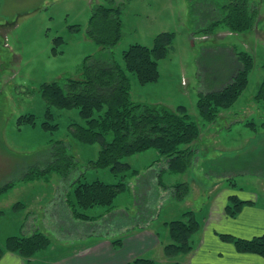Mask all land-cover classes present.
Wrapping results in <instances>:
<instances>
[{
  "label": "rangeland",
  "instance_id": "1",
  "mask_svg": "<svg viewBox=\"0 0 264 264\" xmlns=\"http://www.w3.org/2000/svg\"><path fill=\"white\" fill-rule=\"evenodd\" d=\"M228 1L0 0V186L16 180L13 188L0 195V244L10 235L31 234L38 227L50 237L49 247L54 249L43 252L42 259L46 260L65 248L70 232H80L70 239L72 249L93 234L123 229L133 220L140 226L145 216H154L153 210H157L154 225L161 229L168 227L162 222L184 219L190 210L203 220L211 203L206 199L234 187L229 177L238 193L257 196L258 205L264 203V100L257 98L264 80V0H250L255 12L250 30L233 32L224 23L209 30L207 24L214 13L221 12ZM100 4L121 8L123 36L114 46L105 47L87 34L90 17ZM72 25L80 29H72ZM164 31L174 32L175 39L168 55L159 62L160 77L157 82L143 84L136 73L127 70L124 52L136 43L152 46L155 36ZM59 36L62 43L55 41ZM54 47L60 52L54 54ZM241 51L254 58L247 88L214 121L204 119L197 105L200 93L222 89L232 79L240 66ZM88 55L114 56L127 70L136 104L172 111L179 105L187 107L200 128V136L193 143L195 155L185 174L164 177L165 182L189 183L190 193L185 199L174 200L168 191L162 194L164 189L155 174L162 160L152 148L124 159L140 170L139 176H128L126 190L115 199V206L123 205L126 212L109 214L104 206L97 205L85 212L104 218L85 221L74 216L67 197L78 177L85 173L88 181L108 183H116L120 177L110 168L90 164L98 157L99 144L82 142L71 130L72 123L85 125L86 119L77 107L49 105L41 84L58 81L65 85L69 78L84 80L83 63ZM49 108L57 128L43 127L49 120ZM28 114L36 116V125L19 124V118ZM57 140L63 141L78 165L67 176L53 172L47 180H22L30 168L44 167L52 159L50 151ZM213 176L221 180L215 182ZM136 177L141 179L136 181ZM17 202H23L24 208L16 210ZM81 233L87 236L84 240H78ZM162 259L157 263L164 264Z\"/></svg>",
  "mask_w": 264,
  "mask_h": 264
},
{
  "label": "trees",
  "instance_id": "2",
  "mask_svg": "<svg viewBox=\"0 0 264 264\" xmlns=\"http://www.w3.org/2000/svg\"><path fill=\"white\" fill-rule=\"evenodd\" d=\"M221 12L214 13L207 24L209 30L226 24L230 31L243 32L253 28L255 12L250 6V0H229L221 7ZM79 30V26L72 25ZM87 34L97 43L110 47L116 45L123 36V19L121 8L100 4L90 17ZM175 39V33L164 31L155 36L152 46L136 43L124 52L126 68L136 73L143 84L157 82L160 77L159 62L164 59ZM62 43L63 37L55 38ZM54 54L60 51L53 48ZM240 66L232 79L219 90H208L200 93L198 108L202 117L214 121L222 109L231 107L243 94L249 83V76L254 68V58L251 53H238ZM85 79L69 78L65 85L58 81L41 84L42 96L49 105L59 108H79L80 115L86 119V124L72 123L73 135L85 143H98V157L90 160L96 168H110L120 177L118 182L108 183L100 179L88 181L85 173L73 182V188L68 193L67 201L74 216L85 221H96L99 216H92L85 210L102 205L108 213H115V199L127 188L128 176L140 175V170L133 168L125 161L126 157L155 148L160 154V171H157L158 183L161 187L171 188V198L183 200L190 193L188 182H177L168 187L164 174L185 173L192 164L195 148L194 141L200 136L198 124L192 120L185 105H179L176 111L167 108H154L150 105L136 104L132 99V84L127 70L109 55L96 58L88 55L83 63ZM257 98L264 100V80L260 86ZM99 113L96 115V113ZM49 120L43 122L45 129L57 128L53 123L54 116L47 110ZM36 125L34 114L23 115L19 124ZM252 127L256 125L252 123ZM185 145V146H183ZM52 159L44 167H33L22 177V180H47L53 172L67 176L72 168L78 165L76 158L61 140L55 141L51 149ZM165 158V159H162ZM231 174H229L230 176ZM232 186H236L230 177ZM16 185L11 180L0 186V195ZM250 201L242 199L237 193L228 196L225 211L230 217H236L245 204ZM23 202H17L16 210L24 208ZM157 214L153 210V215ZM184 219L167 222L172 241L165 246V254L174 258L181 253H189L193 249L192 237L201 228V222L195 211L184 213ZM146 218V217H145ZM144 220V219H143ZM144 221H141V223ZM25 226H23L24 229ZM31 234L10 235L4 245L0 244V260L7 251L16 253L24 260V264H39L33 257L39 251L47 249L51 244L50 237L34 227ZM221 239L232 243L241 253H255L264 258V234L251 238L238 237L229 233H220ZM115 245L122 244V238L115 239ZM125 264H158L156 259L137 256ZM174 264H180L174 262Z\"/></svg>",
  "mask_w": 264,
  "mask_h": 264
},
{
  "label": "crops",
  "instance_id": "3",
  "mask_svg": "<svg viewBox=\"0 0 264 264\" xmlns=\"http://www.w3.org/2000/svg\"><path fill=\"white\" fill-rule=\"evenodd\" d=\"M165 175L167 177L172 176L171 173H166L163 177ZM219 177L215 178L213 176L215 182L221 180ZM140 179V177L135 178L136 181ZM132 183L134 185V181ZM165 183L168 187L175 185L174 181ZM161 188L164 189L162 194H165V191L171 192V188ZM234 188H225L219 197L214 196L206 199L207 202H211L208 210L209 214L207 213L203 220L198 218L201 222V228L192 237L193 249L185 255L179 254L174 258L166 256L165 246L172 241L170 230L169 227H164V225L163 229L154 225L155 214L154 216H145L146 220L144 219V222L141 223H145V226H141V224L135 226L133 220V222H128L125 228L114 230L111 233L106 232L103 234L100 232L90 237L86 236L87 238L85 234L81 233L84 237L79 235L78 240L86 238V241L79 243L72 249L70 245L74 243L70 239L80 232H70L66 237V241H64V244H66L64 249L55 252L54 256L51 254L49 258L44 260L42 257L46 253L43 252L54 250L48 247L36 253L33 260L39 264H125L137 256L154 258L156 261L162 256L161 261L164 264H174V262L180 264H264L262 256L255 253L238 252L232 243L224 241L219 235L220 233H229L238 237L251 238L264 234V203L258 205L257 196L254 198L244 196ZM232 193H237L242 199L250 201V203L244 205L242 211L236 217L228 216L225 211L228 196ZM165 198L164 195L163 199ZM123 208V205L116 206L113 212L124 210ZM119 238H122V244L115 245L113 241ZM151 254L155 255L150 256ZM0 264H24V260L18 254L7 251L0 260Z\"/></svg>",
  "mask_w": 264,
  "mask_h": 264
}]
</instances>
